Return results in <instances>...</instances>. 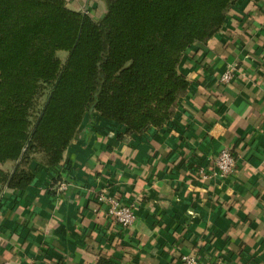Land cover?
<instances>
[{
    "label": "crops",
    "instance_id": "0c3cea01",
    "mask_svg": "<svg viewBox=\"0 0 264 264\" xmlns=\"http://www.w3.org/2000/svg\"><path fill=\"white\" fill-rule=\"evenodd\" d=\"M228 65L245 76L223 85ZM178 71L189 85L162 129L127 136L91 114L57 168L34 163L27 189L0 191V264H264V0H238ZM223 149L236 159L227 176L213 165ZM95 191L133 204V225L109 221Z\"/></svg>",
    "mask_w": 264,
    "mask_h": 264
},
{
    "label": "trees",
    "instance_id": "16d2710c",
    "mask_svg": "<svg viewBox=\"0 0 264 264\" xmlns=\"http://www.w3.org/2000/svg\"><path fill=\"white\" fill-rule=\"evenodd\" d=\"M68 1L0 0V191L27 189L34 163L57 168L91 114L127 136L166 126L182 58L238 0H99L96 19Z\"/></svg>",
    "mask_w": 264,
    "mask_h": 264
},
{
    "label": "built area",
    "instance_id": "2783aa9c",
    "mask_svg": "<svg viewBox=\"0 0 264 264\" xmlns=\"http://www.w3.org/2000/svg\"><path fill=\"white\" fill-rule=\"evenodd\" d=\"M87 8L83 11L86 13ZM245 76L243 70L235 65H228L223 74L219 77V82L223 85L230 83L236 77ZM236 159L234 154L228 150L223 149L213 159V165L221 176H227L234 172ZM54 189V188H53ZM66 189V185L59 182L54 189L55 192H61ZM50 190V189H49ZM94 201L96 205H102L106 217L109 221L124 229L130 228L135 221L134 205L122 204L121 201L114 197L107 196L104 191H95ZM182 264H211L203 261L195 254H186L180 257Z\"/></svg>",
    "mask_w": 264,
    "mask_h": 264
},
{
    "label": "rangeland",
    "instance_id": "374dc122",
    "mask_svg": "<svg viewBox=\"0 0 264 264\" xmlns=\"http://www.w3.org/2000/svg\"><path fill=\"white\" fill-rule=\"evenodd\" d=\"M87 10H88V8H87ZM59 56H64V53L63 52H59Z\"/></svg>",
    "mask_w": 264,
    "mask_h": 264
}]
</instances>
